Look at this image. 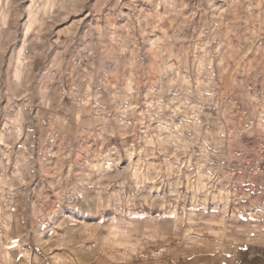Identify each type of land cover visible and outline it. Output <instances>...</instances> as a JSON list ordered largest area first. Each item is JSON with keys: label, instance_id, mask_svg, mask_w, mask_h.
<instances>
[{"label": "rangeland", "instance_id": "1", "mask_svg": "<svg viewBox=\"0 0 264 264\" xmlns=\"http://www.w3.org/2000/svg\"><path fill=\"white\" fill-rule=\"evenodd\" d=\"M261 148L264 0H0V264H264Z\"/></svg>", "mask_w": 264, "mask_h": 264}, {"label": "crops", "instance_id": "2", "mask_svg": "<svg viewBox=\"0 0 264 264\" xmlns=\"http://www.w3.org/2000/svg\"><path fill=\"white\" fill-rule=\"evenodd\" d=\"M134 57H136V55H134ZM253 155L261 158L260 161L264 169V148L253 150ZM254 179L256 181L250 182L249 184H251V189H253L255 192L259 194V202L261 203V205H264V171L261 174L255 175Z\"/></svg>", "mask_w": 264, "mask_h": 264}]
</instances>
